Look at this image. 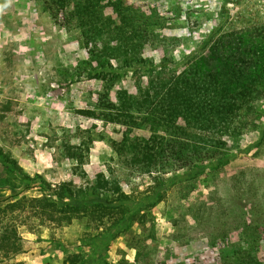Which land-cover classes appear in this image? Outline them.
Here are the masks:
<instances>
[{
  "label": "trees",
  "instance_id": "16d2710c",
  "mask_svg": "<svg viewBox=\"0 0 264 264\" xmlns=\"http://www.w3.org/2000/svg\"><path fill=\"white\" fill-rule=\"evenodd\" d=\"M39 1L55 25L77 31L88 48V58L69 77L84 73L95 86L87 91V107L74 113L101 122L103 128H122L120 140L109 141L121 164L137 174L188 169L187 180H192L206 168L223 173L242 152L244 131L260 117L259 103L264 100V22L213 32L176 72L169 68L165 54L159 62L144 56L146 47L165 41L157 33L163 26L154 7L131 0ZM126 77L132 80L129 89L120 86ZM89 133L90 129L82 131L76 144L62 137L59 146L72 164V173L83 179L81 185H52L42 175L30 176L0 149L4 172L0 179V259L10 260L24 252L18 223L28 212L49 225H82L74 249L56 243L63 254L62 264H111L107 250L137 209L110 168L107 174L87 178L82 167L92 143ZM255 145L264 148V125ZM163 186L158 183L159 188ZM4 190L14 194L7 198ZM27 191L39 192L40 197H29ZM191 191L182 190L184 194ZM251 207L260 211L254 203ZM248 213L228 223L211 240L222 264H264L257 251L264 237V220L253 221ZM152 238L153 232L147 238L134 236L135 261L122 258L113 264H143Z\"/></svg>",
  "mask_w": 264,
  "mask_h": 264
},
{
  "label": "rangeland",
  "instance_id": "374dc122",
  "mask_svg": "<svg viewBox=\"0 0 264 264\" xmlns=\"http://www.w3.org/2000/svg\"><path fill=\"white\" fill-rule=\"evenodd\" d=\"M131 1L154 7L162 18L163 27L157 33L164 44L146 47L144 56L159 62L165 54L169 68L176 72L196 45L213 32L264 22V0ZM87 58L88 48L78 32L55 25L39 0H0V149L30 176L42 175L52 185H81L83 179L72 173V164L61 155L59 146L62 137L79 143L82 131L90 129L92 143L82 167L87 178L107 174L110 168L137 209L129 226L111 242L107 261L113 264L124 258L134 262V236L147 238L153 232L152 248L143 264H222L211 240L245 211L253 221L264 220V148L255 145L263 131L264 100L259 103L260 117L244 131L242 152L223 173L206 168L192 180H187L191 176L188 169L137 174L121 164L109 143L120 140L122 128H103L101 122L74 113L87 107V91L95 86L84 73L69 77ZM131 85L129 77L120 84L126 89ZM158 183L164 186L159 188ZM187 188L192 191L184 194ZM13 194L3 191L7 198ZM26 195L40 197L36 191ZM252 203L259 206V212L250 209ZM19 220L24 252L10 260L0 259V264H62L63 254L56 243L72 250L83 230L78 222L41 223L28 212ZM257 251L264 261V237Z\"/></svg>",
  "mask_w": 264,
  "mask_h": 264
}]
</instances>
